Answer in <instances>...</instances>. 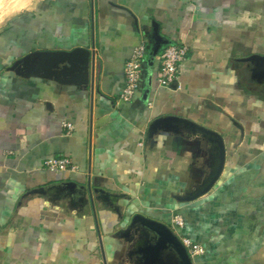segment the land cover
I'll use <instances>...</instances> for the list:
<instances>
[{"label":"crops","instance_id":"1","mask_svg":"<svg viewBox=\"0 0 264 264\" xmlns=\"http://www.w3.org/2000/svg\"><path fill=\"white\" fill-rule=\"evenodd\" d=\"M153 22L188 57L169 88L157 59L151 86L144 70L124 102L126 62L150 45ZM55 52L89 60L88 76L14 69ZM254 56L264 57V0H40L12 19L0 29V264H136L139 237L125 234L136 214L203 247L192 264H264V71ZM169 117L224 141L218 181L194 200L216 164L213 145L174 131ZM62 156L76 171L44 168ZM87 183L122 196L119 211L73 201ZM162 264L177 263L166 253Z\"/></svg>","mask_w":264,"mask_h":264},{"label":"water","instance_id":"2","mask_svg":"<svg viewBox=\"0 0 264 264\" xmlns=\"http://www.w3.org/2000/svg\"><path fill=\"white\" fill-rule=\"evenodd\" d=\"M149 39V53L145 66V72L148 74V87L151 86L152 71L157 58L164 47L172 44L171 40L161 34L160 26L156 22L152 23ZM247 61H256L260 70L264 71V57L254 56ZM89 64V60H85L83 64H79V61H73L69 53H34L17 62L14 69L22 75H27L22 70L30 74L43 73L46 78H53L58 82H63L66 78H72L76 74H79L80 78L81 76H88ZM147 96L148 90L144 94L143 99L146 100ZM163 122L170 124V127L176 132L181 131V129H187L193 135H201L213 145L216 164L207 180L187 198L188 200L197 199L213 188L222 173L225 162L223 138L216 132L177 117L166 118ZM47 191H51V188L46 191L40 190L38 193ZM78 195L80 200L86 205L89 203L94 204L95 200H102L117 212L119 209L114 203L122 197L102 188L92 187L90 183L80 187L77 186L74 196L71 194L73 201L76 200ZM132 233L139 237L138 240L136 239L134 251V255L138 256L136 264H162V258L166 253L173 255L177 264H192L188 251L183 246L180 238L168 225L142 214H136L130 220L127 232H125V234L130 236Z\"/></svg>","mask_w":264,"mask_h":264},{"label":"built area","instance_id":"3","mask_svg":"<svg viewBox=\"0 0 264 264\" xmlns=\"http://www.w3.org/2000/svg\"><path fill=\"white\" fill-rule=\"evenodd\" d=\"M149 46L146 41H142L134 50L130 59L126 62L124 69V89L121 94V100L131 102L134 100L140 90L142 76L145 70ZM189 49L184 44L172 43L163 48L159 57V85L162 87H172L178 81L180 65L186 60ZM68 131L73 128L70 125L65 126ZM44 168L54 173L66 171H76L77 167L69 156L51 158L43 163ZM173 226L183 227L184 221L176 216L172 221ZM183 246L188 251L190 257L203 255L205 250L200 245L193 243L187 238H181Z\"/></svg>","mask_w":264,"mask_h":264},{"label":"clouds","instance_id":"4","mask_svg":"<svg viewBox=\"0 0 264 264\" xmlns=\"http://www.w3.org/2000/svg\"><path fill=\"white\" fill-rule=\"evenodd\" d=\"M40 0H0V29L6 28L12 19L22 14H34Z\"/></svg>","mask_w":264,"mask_h":264}]
</instances>
